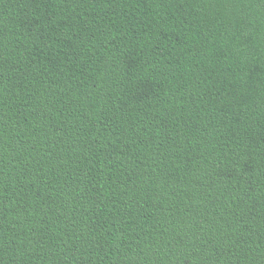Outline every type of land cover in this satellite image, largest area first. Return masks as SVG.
<instances>
[{
	"label": "trees",
	"instance_id": "trees-1",
	"mask_svg": "<svg viewBox=\"0 0 264 264\" xmlns=\"http://www.w3.org/2000/svg\"><path fill=\"white\" fill-rule=\"evenodd\" d=\"M0 264H264V0H0Z\"/></svg>",
	"mask_w": 264,
	"mask_h": 264
}]
</instances>
